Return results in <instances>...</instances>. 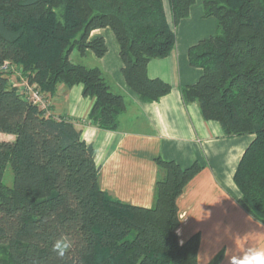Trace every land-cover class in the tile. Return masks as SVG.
I'll list each match as a JSON object with an SVG mask.
<instances>
[{"label":"trees","instance_id":"16d2710c","mask_svg":"<svg viewBox=\"0 0 264 264\" xmlns=\"http://www.w3.org/2000/svg\"><path fill=\"white\" fill-rule=\"evenodd\" d=\"M195 1L169 0L172 27L165 0H0V134L12 137L0 139V264H199L200 235L181 244L177 234L178 201L203 169L199 163L183 168L157 158L154 206L117 200L101 187L96 151L80 123L29 102L13 72L2 69L9 61L48 104L59 86L82 85L94 101L88 121L118 131L125 97L110 89L100 67L82 61L108 52L94 33L113 31L127 86L142 102H158L172 86L150 78L148 65L174 51L175 27ZM204 16L216 20L217 32L190 48L202 76L182 88V98L226 137L254 136L234 181L239 205L264 224V0H205ZM61 236L72 242L63 258L52 251Z\"/></svg>","mask_w":264,"mask_h":264},{"label":"crops","instance_id":"0c3cea01","mask_svg":"<svg viewBox=\"0 0 264 264\" xmlns=\"http://www.w3.org/2000/svg\"><path fill=\"white\" fill-rule=\"evenodd\" d=\"M204 1L196 0L190 15L175 27L174 51L148 65L150 78L172 86L160 101L142 102L127 86L118 41L103 29L94 34L105 38L107 54L101 59L87 56L82 61L87 66L100 67L110 89L125 97L127 108L120 115L119 130L104 131L88 121L94 101L83 96L82 85L59 86L49 100V113L80 123L82 139L96 151L102 189L124 203L154 206L157 158L174 161L183 168L199 163L203 169L178 201L181 224L177 234L181 244L199 234L198 263L210 264L225 249L242 251L235 247L237 236L251 233L246 242L264 247V224L239 205L241 192L234 181L254 136L226 137L218 122L203 118L197 103L186 104L182 98V88L196 84L202 76V70L190 64V48L217 31L216 20L204 16ZM165 9L173 27L169 0H165ZM87 58L89 63L84 62ZM220 264H228L225 256Z\"/></svg>","mask_w":264,"mask_h":264},{"label":"clouds","instance_id":"9594fccd","mask_svg":"<svg viewBox=\"0 0 264 264\" xmlns=\"http://www.w3.org/2000/svg\"><path fill=\"white\" fill-rule=\"evenodd\" d=\"M251 235L249 233L234 238L235 247L241 248L242 251L232 253L225 249L224 256L227 258L228 264H264V247L251 246L246 242ZM71 247V240L67 236H61L54 241L52 251L58 257L63 258Z\"/></svg>","mask_w":264,"mask_h":264},{"label":"built area","instance_id":"2783aa9c","mask_svg":"<svg viewBox=\"0 0 264 264\" xmlns=\"http://www.w3.org/2000/svg\"><path fill=\"white\" fill-rule=\"evenodd\" d=\"M3 71L13 72L18 77L19 82L14 84L19 89V92L32 104L38 106L42 110H48V103L45 100L44 96L38 90L37 85L32 84L29 80L23 75V73L18 70L14 65L9 61L5 62Z\"/></svg>","mask_w":264,"mask_h":264},{"label":"rangeland","instance_id":"374dc122","mask_svg":"<svg viewBox=\"0 0 264 264\" xmlns=\"http://www.w3.org/2000/svg\"><path fill=\"white\" fill-rule=\"evenodd\" d=\"M107 29L109 30V32H111V34H114L113 31H112L110 28H107ZM216 32H217V31H216ZM78 56H79L78 53L75 51V52L73 53L72 57H71V60L74 61V62H76V61L78 60V58H79ZM84 62H85V63H87V62L89 63V58L85 59ZM11 79H12V83H13V84H16V83L19 82L18 77H17L15 74L12 75ZM0 139H2V140H11L12 137H9L8 135L5 136L4 134H0ZM9 173H11V169H10V168H8V170H7V172H6V177L4 178V181H5V183H6L7 185H11V184H12L11 179L9 180V179L7 178V175H8Z\"/></svg>","mask_w":264,"mask_h":264}]
</instances>
